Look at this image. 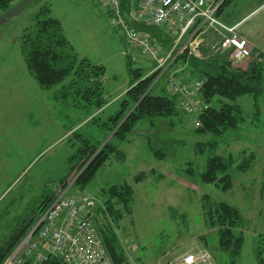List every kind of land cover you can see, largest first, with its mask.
<instances>
[{
    "label": "rangeland",
    "instance_id": "obj_1",
    "mask_svg": "<svg viewBox=\"0 0 264 264\" xmlns=\"http://www.w3.org/2000/svg\"><path fill=\"white\" fill-rule=\"evenodd\" d=\"M46 2L50 17L60 23L78 57L104 67L99 81L107 105L99 114L83 107L84 100L70 88L71 76L44 89L28 73L21 36L33 24L38 5L0 27V248L20 224L37 217L40 203L56 192L87 141L98 151L110 145L116 155L88 185L82 189L71 185L69 192L95 198L96 225L121 264H171L198 250H206L212 264H256L258 252L264 259V0H227L215 15L228 26L238 23L236 32L255 48L234 69L245 70L253 62L262 65L263 90L257 108L248 95L234 103L225 101L241 108L239 127L219 137L198 134L194 117L176 102L172 115L141 120L123 142L112 137L110 119L120 109L115 98L129 87L132 70L157 74L151 94L163 96L166 90L157 87H169L163 76L172 66L164 73L152 71L160 60L130 52L124 32L108 26L106 11L94 0ZM186 38L182 45L191 42ZM165 47L164 53L172 50V45ZM202 50H194L201 60L223 54ZM172 51L171 57L176 49ZM215 156L232 161L227 191L201 182L206 162ZM241 165L245 171L238 168ZM138 175L144 179L135 183ZM124 184L132 188L126 203L111 194L113 187L118 192ZM219 203L240 215L241 227L232 230L235 238L243 239L236 257L220 249L219 228L211 224L210 215Z\"/></svg>",
    "mask_w": 264,
    "mask_h": 264
},
{
    "label": "trees",
    "instance_id": "obj_2",
    "mask_svg": "<svg viewBox=\"0 0 264 264\" xmlns=\"http://www.w3.org/2000/svg\"><path fill=\"white\" fill-rule=\"evenodd\" d=\"M20 0H0V14L8 10L12 5ZM45 0H38L31 7L37 6L34 13V22L31 26L23 30L21 36V50L24 56L26 68L34 81L44 89H50L61 84L66 78L71 76L70 88L84 100L83 107L94 109L97 114L103 111L107 102L103 99V85L100 83L105 74V69L99 65H92L88 60L81 59L75 53L71 44L62 33L60 23L50 17V8L44 4ZM137 0H122L121 13L128 11L131 5H136ZM227 0L224 1L223 5ZM223 6L218 10L216 16L222 11ZM159 43L161 47L173 44L174 37L171 32L164 33L165 38L161 40L164 28L137 26ZM165 49H167L165 47ZM221 56H213L211 59L201 60L184 51L176 57L170 66L176 68V77L183 80L181 73H189L190 80L193 78L192 87L197 82H201L200 99L209 107L197 116L198 134H210L219 137L226 132L239 127L241 119V108L235 104H227L225 101L234 103L241 96H250L253 99L254 107L257 108L258 98L262 93V65L253 62L245 70L234 69L231 60V51L221 52ZM220 55V54H219ZM167 75V73H165ZM157 74H142L139 69L132 70L130 85L125 93L117 99L119 101V111L110 119L109 131L113 132V138L123 142L131 130L143 119H153L156 117H169L174 113L177 96L165 94L156 96L151 94L153 83ZM165 75V76H166ZM94 119V117H93ZM159 153V152H158ZM115 154V149L110 145H105L101 150L90 145L87 141L81 151H79V161L71 167L68 174L58 183L56 192L40 203L36 211V219L31 217L20 224L17 229L7 238L0 248V264L15 249L20 241L26 236L30 228L43 215L54 198L73 181L76 188H84L88 185L100 168ZM160 154V153H159ZM116 155V154H115ZM160 156V155H159ZM232 166L230 158L212 157L206 162V168L200 175L201 182L213 184L222 191L231 188V178L228 174ZM245 165L238 168L245 171ZM144 179L143 175H138L135 183ZM264 196V184L261 188ZM112 195L120 199L123 203L130 201L132 188L127 184L121 186L117 192L116 188L111 189ZM96 211V210H95ZM211 224L219 228V246L225 252H230L232 257L239 253L243 239L235 238L232 230L241 227V219L237 209L219 203L213 214L210 215ZM32 221H35L33 224ZM104 248L112 264H121V259L111 244L104 239L99 232ZM256 264H264V259L259 255L255 256ZM41 264H62V262L48 255Z\"/></svg>",
    "mask_w": 264,
    "mask_h": 264
},
{
    "label": "built area",
    "instance_id": "obj_3",
    "mask_svg": "<svg viewBox=\"0 0 264 264\" xmlns=\"http://www.w3.org/2000/svg\"><path fill=\"white\" fill-rule=\"evenodd\" d=\"M95 1L106 10L110 26L124 32L127 45L146 57L160 60L157 69L162 68L166 61L171 64L186 50L194 55L199 43L181 45L180 41L190 29L197 26L202 29L204 24L215 28L220 35L221 40L215 50H231L234 64H241L250 57L247 43L235 32V27H226L215 18L224 0H138L125 12L126 17L121 13L122 0ZM131 23L163 27L176 34L172 47V50L176 49L175 54L171 57L173 51L170 50L161 59L160 47L153 38ZM168 80L167 89L178 97V106L183 111L199 114L208 108L197 96L201 82L190 88L178 78L170 76ZM72 183L54 198L38 222L1 264H41L48 255L58 258L62 264H112L95 223L96 200L86 194H70ZM171 264H212V259L206 250H199L184 254Z\"/></svg>",
    "mask_w": 264,
    "mask_h": 264
},
{
    "label": "crops",
    "instance_id": "obj_4",
    "mask_svg": "<svg viewBox=\"0 0 264 264\" xmlns=\"http://www.w3.org/2000/svg\"><path fill=\"white\" fill-rule=\"evenodd\" d=\"M42 4H44V3H42ZM46 4H47V2H46ZM49 6V5H48ZM50 8V7H49ZM50 13H51V9H50ZM224 23V22H223ZM225 24V23H224ZM226 26H228L227 24H225ZM237 25H238V23L237 24H235V25H232V26H236L237 27ZM108 26H110L109 24H108ZM232 26H228V27H232ZM207 28H209V27H207V25H203L202 26V29H201V27L200 26H197V27H195V28H193L191 31L192 32H190L188 35H186V39H191L192 38V40H191V42H189V44L191 45H195V44H197V43H199L200 45L198 46V50L201 48V47H203V50H202V52L203 53H206L207 52V48H212L213 47V45H215V44H217L218 42H219V37H218V35H217V33L214 31V34L213 33H211V32H209L208 30L210 29H207ZM209 33H208V32ZM63 32V31H62ZM213 34V35H212ZM242 39H244L246 42H247V46H248V49L250 50V53L252 54V52H253V50H255V48H253V47H251V45H250V43L242 36V35H240V34H238ZM189 36V37H188ZM65 37V36H64ZM66 38V40L71 44V46L73 47V49H75V46H74V44H72V42L70 41V40H68L67 39V37H65ZM165 38V35L162 33V36H161V40L163 41V39ZM185 38V37H184ZM217 41V43H215L216 41ZM186 42V40L185 41H183V43H185ZM205 47H207L206 49H205ZM129 48V47H128ZM164 48V47H163ZM165 49V48H164ZM131 50H134V49H131V48H129V51L131 52ZM126 52V55H127V51H125ZM77 54V53H76ZM78 55V54H77ZM87 60V59H86ZM97 65H99V64H97ZM100 66V65H99ZM27 69V68H26ZM172 70H176V68H172ZM28 71V70H27ZM29 73V72H28ZM181 75L183 76V80L187 83V84H189V85H191V84H193V79L192 80H190V74L187 72V73H181ZM157 89H159V90H164V92H165V88H163L162 86L161 87H157ZM127 89H125L122 93H120V94H118L117 96H116V101H117V99L118 98H120L124 93H125V91H126ZM3 194V192L2 193H0V196ZM31 218V217H30ZM34 219H36L35 217H34ZM7 240V239H6Z\"/></svg>",
    "mask_w": 264,
    "mask_h": 264
},
{
    "label": "water",
    "instance_id": "obj_5",
    "mask_svg": "<svg viewBox=\"0 0 264 264\" xmlns=\"http://www.w3.org/2000/svg\"><path fill=\"white\" fill-rule=\"evenodd\" d=\"M37 1L38 0H20L19 2L12 5L8 10L0 14V27L19 16Z\"/></svg>",
    "mask_w": 264,
    "mask_h": 264
}]
</instances>
